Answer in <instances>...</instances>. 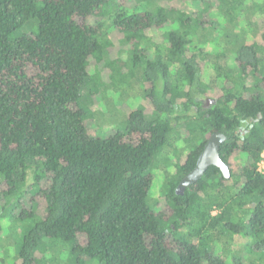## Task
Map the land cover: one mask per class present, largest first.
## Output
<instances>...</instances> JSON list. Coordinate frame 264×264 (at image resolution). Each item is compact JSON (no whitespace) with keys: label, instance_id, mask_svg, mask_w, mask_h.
Wrapping results in <instances>:
<instances>
[{"label":"trees","instance_id":"16d2710c","mask_svg":"<svg viewBox=\"0 0 264 264\" xmlns=\"http://www.w3.org/2000/svg\"><path fill=\"white\" fill-rule=\"evenodd\" d=\"M114 2L0 0V233L8 216L18 223L15 252L0 249V264H68L63 250L74 264H242L213 244L215 233L249 236L248 252L264 262V33L240 47L236 76L220 55L213 63L204 46L191 43L190 29L173 28H205L211 13L197 20L179 11L171 19L172 8L131 11L120 4L112 13ZM107 17L131 46L135 68L107 59ZM30 21L37 29L16 36ZM163 28V43L151 47L149 31ZM138 67L145 103L123 104L125 128L93 137L84 85L101 86L109 77L115 85ZM213 77L221 87L211 86ZM210 94L215 104L205 109L201 98ZM217 132L228 137L220 155L230 177L210 166L178 193ZM173 134L190 149L175 164L178 181L166 187L160 207L150 196L154 167L173 147ZM29 171L33 183L26 187Z\"/></svg>","mask_w":264,"mask_h":264},{"label":"rangeland","instance_id":"374dc122","mask_svg":"<svg viewBox=\"0 0 264 264\" xmlns=\"http://www.w3.org/2000/svg\"><path fill=\"white\" fill-rule=\"evenodd\" d=\"M215 4L214 9L209 8L208 3H202V0H115V2L109 8V11L114 13L117 11V5H122L127 9L134 11H143L146 9L154 10L156 7H164L167 10L171 8L176 12L170 13L171 19H176L180 13L179 11H185L187 14L194 16L193 18L199 20L205 13H211L213 16L210 21V25L200 26V28H186L180 23H175L173 28L177 29L181 34H184V30L190 29L191 43L195 46H204L209 53V58L212 62H216L218 55H220V63L228 68V72L234 73L238 76V69L236 64V56L242 45L248 42H255L256 40H262V34L264 33V0H206ZM209 10V11H208ZM208 11V12H207ZM111 20L109 17L104 19V30L109 35L108 39L113 42L107 59L118 58L126 63L128 67L133 66L131 60L130 48L131 46L124 42L122 38L119 39V35L110 27ZM110 27V28H108ZM37 29V23L30 21L23 28L17 31L16 36L24 33H30ZM166 28L149 31V37L151 39V47L155 44L163 43V34ZM261 65L264 68V55H262ZM134 67V66H133ZM135 68V67H134ZM124 68L116 67V74L124 72ZM101 72L108 73L106 69ZM117 76V75H116ZM132 74L127 75L129 77L126 81L119 80L114 83L111 82L110 77L106 78L102 82L101 86L92 83L84 85L82 91L83 107L88 111L87 124L90 134L97 138H106L113 132L122 130L127 123V112L122 109V105L125 104L128 108L133 106L135 102H144L145 84L142 80V72L139 67L136 69V74L131 77ZM119 77V76H117ZM217 84H216V83ZM254 79H249L247 85L254 86ZM211 86L221 87V80L216 81L215 77L211 80ZM224 84V83H223ZM117 85V86H116ZM94 92L91 94L90 92ZM202 102L206 106L205 109L215 104V97L213 94L207 97H202ZM139 105V104H137ZM181 129V127H180ZM173 147H169L158 158L155 165V187L151 193V198L154 205L159 204L163 207L165 204V198L163 197L166 187L170 183H176L178 176L176 174L175 164L184 158L190 149V145L186 144L180 139L177 134H173L172 141ZM264 171V163L260 166ZM33 183L32 171H29V175L26 182V187ZM30 196V194H29ZM25 201V200H24ZM23 201V202H24ZM25 207H28L29 201L26 200ZM251 204L250 207H254ZM29 208V207H28ZM42 208L41 211L42 212ZM218 210L214 212L217 214ZM42 214V213H40ZM7 231L0 233V249L1 252L7 251L11 255L14 254L17 222L11 220L8 216L4 221ZM25 227L19 228L25 231ZM14 228V229H13ZM18 232V231H17ZM23 233V232H22ZM22 235V234H21ZM215 241L213 244H218L229 256L230 259H241L242 264H264V262L258 261L257 254H250L247 250V246L251 241L249 236L241 234H213ZM60 257L62 261L68 264H74V260L66 250L60 251ZM90 264H97V261H92Z\"/></svg>","mask_w":264,"mask_h":264},{"label":"water","instance_id":"95a60500","mask_svg":"<svg viewBox=\"0 0 264 264\" xmlns=\"http://www.w3.org/2000/svg\"><path fill=\"white\" fill-rule=\"evenodd\" d=\"M227 139V135L222 132L214 133L209 137L195 168L181 179L178 193L184 194L187 187L198 182L210 166L218 167L224 177H230V167L220 155V148Z\"/></svg>","mask_w":264,"mask_h":264},{"label":"built area","instance_id":"2783aa9c","mask_svg":"<svg viewBox=\"0 0 264 264\" xmlns=\"http://www.w3.org/2000/svg\"><path fill=\"white\" fill-rule=\"evenodd\" d=\"M263 163H264V153H263V155H262V160H261V162L259 163V171H260L261 173H264V171H262L261 168H260L261 164H263Z\"/></svg>","mask_w":264,"mask_h":264}]
</instances>
